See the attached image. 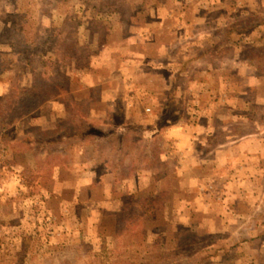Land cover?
Instances as JSON below:
<instances>
[{"label": "rangeland", "instance_id": "1", "mask_svg": "<svg viewBox=\"0 0 264 264\" xmlns=\"http://www.w3.org/2000/svg\"><path fill=\"white\" fill-rule=\"evenodd\" d=\"M255 45L264 0H0V264H264Z\"/></svg>", "mask_w": 264, "mask_h": 264}, {"label": "crops", "instance_id": "2", "mask_svg": "<svg viewBox=\"0 0 264 264\" xmlns=\"http://www.w3.org/2000/svg\"><path fill=\"white\" fill-rule=\"evenodd\" d=\"M209 38L210 37L208 35L206 40H205L206 44H207ZM191 42L194 43L195 41L192 39ZM223 69H224V67H223ZM219 71H223V70L220 69ZM255 74H257V73H255ZM224 86H226V84H224ZM215 92H216V89H212V93L214 94ZM246 100L251 103V100H249V99H246ZM203 101H205V100H203ZM206 101H207V104L204 105L203 109H202V112L205 114V115L203 114L204 117H202V119H206L209 123V125L207 127V131H205V134L195 135L193 138L195 141L194 140L190 141V143L192 142V144L194 143V145H196V149L193 151L194 153L191 152V154H194V156H198L201 158L204 156L209 157V156L213 155V150H214L213 143L215 141H217L218 143L221 142V140L223 139V136H224V132H223L224 129L223 128H226V122H227V121H224L221 119L222 118L221 111L215 110V107L216 108L218 107V105L215 106L216 100L213 97H211V99H207ZM202 104H204V102H202ZM215 114H216V116H215ZM214 119H217L219 123H217V122L215 123ZM243 126L245 128V126H247V124H244ZM244 128H243V130H244ZM242 134H245V130L242 132ZM215 136H218V137H215ZM240 138H241V142H242V141H244V138H246V136L245 137L241 136ZM175 139H176V137H175ZM202 141H204V142H202ZM247 141H248V139H247ZM254 141H255V139L254 140L250 139V141L248 143H250V145H251V143H253ZM256 141H257V139H256ZM258 142L259 141H257L256 143H258ZM200 143H202V145H200V147H199ZM222 144L223 143H220V145H222Z\"/></svg>", "mask_w": 264, "mask_h": 264}, {"label": "trees", "instance_id": "3", "mask_svg": "<svg viewBox=\"0 0 264 264\" xmlns=\"http://www.w3.org/2000/svg\"><path fill=\"white\" fill-rule=\"evenodd\" d=\"M244 39L242 38V39H240V41H239V46L242 48V43H245V41H243ZM256 46V45H255ZM256 48L258 49V50H260V51H262V52H264V45H259V46H256ZM255 55H257V54H255ZM252 57H248L247 59H250V60H252L251 59ZM260 69V68H259ZM261 70V69H260ZM238 130H239V128H237ZM236 130V129H235Z\"/></svg>", "mask_w": 264, "mask_h": 264}]
</instances>
